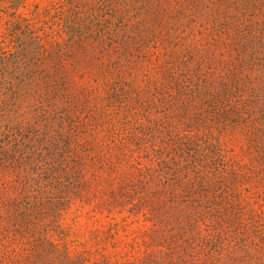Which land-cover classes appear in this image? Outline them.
Here are the masks:
<instances>
[{
  "label": "rangeland",
  "instance_id": "1",
  "mask_svg": "<svg viewBox=\"0 0 264 264\" xmlns=\"http://www.w3.org/2000/svg\"><path fill=\"white\" fill-rule=\"evenodd\" d=\"M154 4L171 3L0 0V50H20V29L41 45L29 49L22 83L15 67L0 71V264H40L52 252L81 264L139 261L165 250L167 227L126 203L135 166L144 172L153 153L149 142L138 150V129L162 120L163 103L137 110L166 83L156 71L169 60L167 37L143 33ZM202 134L189 135L192 143L224 142L226 156L243 146L237 134Z\"/></svg>",
  "mask_w": 264,
  "mask_h": 264
},
{
  "label": "trees",
  "instance_id": "2",
  "mask_svg": "<svg viewBox=\"0 0 264 264\" xmlns=\"http://www.w3.org/2000/svg\"><path fill=\"white\" fill-rule=\"evenodd\" d=\"M161 1L171 4L150 6L153 18L142 29L167 37L161 48L169 60L156 71L165 88L156 85L137 110L142 115L163 103L162 120L138 129L137 149L149 142L153 153L144 172L135 166L126 203L167 227L165 250L99 264H264V0ZM29 34L16 31L20 50H0V71L15 67L20 83L32 73L29 49L41 48ZM259 67L263 74H254ZM128 94L121 93L124 111L134 107ZM200 131L209 139L216 132L240 135L243 146L226 156L224 142L192 143L189 135ZM108 203L120 202L114 196ZM40 264L81 263L52 252Z\"/></svg>",
  "mask_w": 264,
  "mask_h": 264
}]
</instances>
